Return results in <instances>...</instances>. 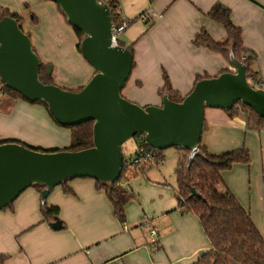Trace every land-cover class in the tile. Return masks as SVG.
<instances>
[{
    "label": "crops",
    "instance_id": "crops-1",
    "mask_svg": "<svg viewBox=\"0 0 264 264\" xmlns=\"http://www.w3.org/2000/svg\"><path fill=\"white\" fill-rule=\"evenodd\" d=\"M119 1L123 20H136L121 39L126 46L134 44L135 66L122 92L127 100L142 107L162 106L159 92L165 75L173 90L185 97L198 76L233 72L223 54L193 44L203 29L215 41L226 37L224 27L208 17L216 4L231 10L233 23L242 31L243 47L256 58L253 70L264 79V0ZM143 15L148 22L141 19ZM74 42L62 46L67 55H58L61 63L53 69L54 76H60L69 88L85 86L94 75L93 68L74 53ZM3 141L63 149L70 145L71 131L58 126L44 107L5 97L0 101ZM201 145L211 155L249 151L250 163L224 171L219 189L233 194L264 237V128H248L242 114L232 117L223 110L206 109ZM181 157L182 152L179 161ZM127 185L132 191L122 187L134 193L143 182ZM68 187L71 193L57 187L46 202L60 209V230L44 220L41 193L35 188L21 194L12 209L0 211V257H9L6 264H194L201 252L211 249L199 219L182 215L175 193L168 189L153 192L147 208L143 202L130 201L123 225L94 180L76 179ZM152 227L158 229L157 246L149 233Z\"/></svg>",
    "mask_w": 264,
    "mask_h": 264
},
{
    "label": "water",
    "instance_id": "water-1",
    "mask_svg": "<svg viewBox=\"0 0 264 264\" xmlns=\"http://www.w3.org/2000/svg\"><path fill=\"white\" fill-rule=\"evenodd\" d=\"M58 5L69 25L84 34L82 58L96 72L78 91H70L40 79L41 59L31 37L13 17H0V80L31 103H44L54 120L74 127L94 123L91 147L77 151L39 152L18 143L0 144V211L30 188L43 186L41 203L57 187L76 179L116 184L125 157L123 145L144 135L156 151L176 148L190 151L187 169L199 154L206 109L229 111L241 103L264 119V89L249 82L247 66L233 52L228 71L199 81L180 103L163 96L162 106L142 107L122 92L129 82L134 55L112 42L109 5L103 0H47ZM49 76L52 66H46ZM193 195L199 196L195 190ZM62 222L52 223L60 230ZM205 252L200 253V258Z\"/></svg>",
    "mask_w": 264,
    "mask_h": 264
},
{
    "label": "trees",
    "instance_id": "trees-1",
    "mask_svg": "<svg viewBox=\"0 0 264 264\" xmlns=\"http://www.w3.org/2000/svg\"><path fill=\"white\" fill-rule=\"evenodd\" d=\"M47 1V0H46ZM109 5L111 10L112 24L123 26L126 21L123 20L120 13L119 0H103ZM56 5V4H55ZM58 13L62 16L64 21L69 25L60 7L56 5ZM9 15L16 19L20 28L24 31L22 19L17 13H11L8 9L0 6V17ZM208 17L221 24L226 30V37L221 41H215L206 30H201L196 35L193 44L195 47H204L213 52L221 53L230 61V54L233 52L237 60L241 61L247 66V73L249 82L251 79L256 81H263L258 72L253 70V63L256 58L248 54L243 47L242 31L237 27L231 19V10L222 4H216L208 13ZM34 20L37 22L36 18ZM136 20L127 23L123 32L126 31ZM148 22V21H146ZM70 26V25H69ZM71 27V26H70ZM77 44L76 51L81 56L80 44L84 39V34L71 27ZM25 32V31H24ZM26 33V32H25ZM29 35V33H27ZM30 36V35H29ZM118 45L129 48L134 55V44L126 46L118 39ZM82 57V56H81ZM46 65H41L40 79L44 84L56 85L55 76L47 74ZM135 66V62H134ZM228 72L227 70L222 73ZM96 72L94 71V74ZM221 73V74H222ZM209 76H198L195 85L203 80L210 79ZM165 84L160 90V95L163 97L168 94L172 101L180 103L184 97L178 92L174 91L167 75L164 77ZM194 85V87H195ZM256 88V86L253 85ZM83 88V87H81ZM80 88V89H81ZM264 89V87H263ZM6 97L11 100H23L29 104L39 105L44 107L52 120L60 127L71 131V142L67 148L55 150H43L34 148L39 152H58V151H77L91 147L94 138V123H84L79 126L65 127L57 123L50 114L47 106L42 103H31L17 92L8 88L4 89ZM246 112L247 127L255 130L264 128V119L260 118L251 108L239 103ZM232 117L238 115L236 107L229 111H225ZM205 126V125H204ZM139 142V149L144 150V156L152 153V157L145 159L141 165L133 168L124 161V169L121 179L116 184H103L96 182L98 189L104 190L109 201L113 206V214L121 224L126 223L125 207L133 199L134 194L122 187V180L128 178V175L137 176L138 174H145L148 170L159 167L165 161L164 151H156L152 149L146 142L145 136L134 137ZM3 143H18L23 146L32 148L28 145L18 141H3ZM184 156L180 158L178 169L175 172L177 179V188L175 196L178 201V211L182 215H194L199 219L201 230L211 245V249L205 253L194 264H264V237L253 222L251 215L244 209L238 200L229 191H220V186L223 184L222 173L230 170L235 164H249L251 161L250 153L246 149L232 151L221 155H211L200 144L199 154L196 156L189 169H187L188 157L190 151H182ZM124 154V149H123ZM137 156V154H136ZM125 159L127 158L124 154ZM71 182V181H69ZM62 186L66 193H71L68 183ZM40 193L44 189L43 186L35 187ZM193 190L199 195H193ZM13 205L8 209H12ZM60 209L55 206H48L47 203L43 205L42 215L44 220L51 225L56 220L60 221ZM9 257H0V264H6Z\"/></svg>",
    "mask_w": 264,
    "mask_h": 264
},
{
    "label": "rangeland",
    "instance_id": "rangeland-1",
    "mask_svg": "<svg viewBox=\"0 0 264 264\" xmlns=\"http://www.w3.org/2000/svg\"><path fill=\"white\" fill-rule=\"evenodd\" d=\"M0 6L20 16L23 29L26 33H29L33 48L39 55L41 62L57 70L59 63H61L57 56L61 53L67 55L64 53L67 50H62V46H68L72 41H76V38L71 27L58 13L56 5L46 0H0ZM34 18H36L37 22ZM146 26L149 28L148 24ZM124 33L121 32L119 34L120 41H122ZM76 44L74 53H77ZM55 80L56 86L63 89L78 91L81 88H69L63 84L60 76H55ZM123 149L127 158L135 156L139 151V142L132 138L123 145ZM180 153L181 151L176 148L167 149L163 152L165 161L159 167H154L145 174L128 175V178H124L122 184L129 187L128 189L131 191L130 185H127L129 182L131 183L135 180H142L143 182L140 190H133L134 197L131 201L143 202L147 208L153 192L157 191L158 188L168 189L174 194L177 188L175 172L178 169ZM183 156L184 153H182Z\"/></svg>",
    "mask_w": 264,
    "mask_h": 264
},
{
    "label": "built area",
    "instance_id": "built-area-1",
    "mask_svg": "<svg viewBox=\"0 0 264 264\" xmlns=\"http://www.w3.org/2000/svg\"><path fill=\"white\" fill-rule=\"evenodd\" d=\"M143 21H148V17L147 16H142ZM127 26V22L124 23L123 26H118V25H114L112 24V28H113V34H112V42L114 45H118V39H119V34L121 32H123L124 28ZM249 80V79H248ZM250 84L253 86H256V88H260V89H263L264 87V82L263 81H256L255 79H251L250 80ZM6 87L1 83V80H0V101L2 99H4L6 97L5 95V89ZM236 107V111L239 113V114H242V115H246V112L245 110L242 108L241 105H236L234 106ZM152 157V153H149L146 157L144 156V150L143 149H139L138 153H137V156H132L130 158H126V164H128L129 166L135 168L137 167L138 165H141L143 163V161L145 159H148V158H151ZM149 233L152 237V243L154 246H157V237H158V229L155 228V227H152L150 230H149Z\"/></svg>",
    "mask_w": 264,
    "mask_h": 264
},
{
    "label": "flooded vegetation",
    "instance_id": "flooded-vegetation-1",
    "mask_svg": "<svg viewBox=\"0 0 264 264\" xmlns=\"http://www.w3.org/2000/svg\"><path fill=\"white\" fill-rule=\"evenodd\" d=\"M46 67V66H45Z\"/></svg>",
    "mask_w": 264,
    "mask_h": 264
}]
</instances>
